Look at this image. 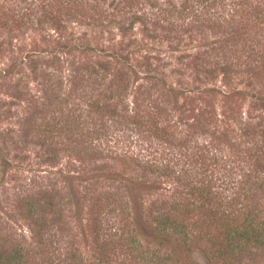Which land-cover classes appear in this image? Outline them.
Wrapping results in <instances>:
<instances>
[{
    "label": "rangeland",
    "instance_id": "obj_1",
    "mask_svg": "<svg viewBox=\"0 0 264 264\" xmlns=\"http://www.w3.org/2000/svg\"><path fill=\"white\" fill-rule=\"evenodd\" d=\"M262 98L264 0H0V231L26 241L33 264H72V246L97 264L95 196L131 205L119 174L151 162L231 186L255 164ZM204 162L217 166L201 173ZM41 190L66 221L45 239L19 203ZM256 256L237 264H264Z\"/></svg>",
    "mask_w": 264,
    "mask_h": 264
},
{
    "label": "trees",
    "instance_id": "obj_2",
    "mask_svg": "<svg viewBox=\"0 0 264 264\" xmlns=\"http://www.w3.org/2000/svg\"><path fill=\"white\" fill-rule=\"evenodd\" d=\"M225 68L231 67L224 64ZM260 131L262 144L249 147L256 156L254 166L244 168L231 186H217L211 178L196 181L188 167L175 169L169 162L161 167L149 163L141 177L119 174L131 194V205L108 189L95 196L86 218L96 232L97 264L109 262L112 255L130 257L133 264H203L192 257L196 246L208 255L204 264H237L256 258L258 252L264 254V125ZM212 164L217 166L204 162L201 173L211 170ZM168 177L173 179L170 185ZM158 189L161 192L154 197ZM144 192L151 197L144 200ZM19 203L39 221L41 239L47 238L52 224L65 229L62 206L48 190L27 193ZM113 211L116 218L108 215ZM114 225L117 229L112 232ZM4 232L0 231V264H33L26 241ZM75 238L69 241L76 243ZM42 244L43 255L46 240ZM70 252L72 264H84L77 246L70 247Z\"/></svg>",
    "mask_w": 264,
    "mask_h": 264
}]
</instances>
